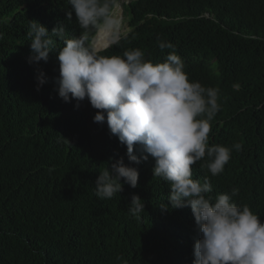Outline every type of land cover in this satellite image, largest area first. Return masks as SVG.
<instances>
[{"label": "trees", "instance_id": "obj_1", "mask_svg": "<svg viewBox=\"0 0 264 264\" xmlns=\"http://www.w3.org/2000/svg\"><path fill=\"white\" fill-rule=\"evenodd\" d=\"M240 1L259 11L247 29L254 41L224 30L226 11L238 18ZM123 7L136 23L150 25V40H171V51L192 56L191 63L196 55V65L213 57L231 61L223 112L212 121L223 123H212L209 137L210 146L231 148V159L215 177L197 162L193 179L207 176L213 197L238 188L233 201L247 204L264 223V0H132ZM68 11V0H0V264H193L200 234L191 208H171L170 186L154 177L151 156L130 162L138 187L122 179L123 191L113 198L95 195L100 172L111 170L124 151L106 121L94 122L100 110L87 99L77 107L75 99L59 96V38L48 62H28L30 21L77 35ZM41 70L48 82L39 86ZM235 143H242L241 151ZM133 194L145 204L139 218L128 212Z\"/></svg>", "mask_w": 264, "mask_h": 264}, {"label": "clouds", "instance_id": "obj_2", "mask_svg": "<svg viewBox=\"0 0 264 264\" xmlns=\"http://www.w3.org/2000/svg\"><path fill=\"white\" fill-rule=\"evenodd\" d=\"M131 1L68 0L76 19L73 11L66 15L77 26V35L68 34L62 25L49 32L35 20L27 31L29 63L48 62L56 45L53 38H59V96L65 102L75 99L77 107L87 99L100 110L94 122L106 121L119 140L116 145H122L125 160L121 156L111 163V170L100 172L95 195L101 200L113 198L123 191L122 179L138 187L139 172L130 162L138 165L151 156L154 177L170 186L171 208H191L200 234L193 247V264H264V223L247 204L233 201L239 189L213 197L207 176L203 181L193 179L192 166L197 162L203 161L200 168L215 177L231 159V148L209 145V137L214 136L211 124L223 123L212 121L223 112L220 99L229 90L231 61L213 57L196 65L200 56L191 63L192 56L171 51V40L163 36L150 40V25L136 23L125 14L123 4ZM240 2H236L238 18L226 11L224 30L243 41H254L258 37L247 29L258 21L259 11ZM231 27L237 28L233 32ZM218 41L222 45V39ZM37 79L39 86L48 82L42 70ZM233 148L241 151L242 143ZM160 207L167 210L168 205ZM144 209L141 197L133 194L129 214L139 218Z\"/></svg>", "mask_w": 264, "mask_h": 264}]
</instances>
